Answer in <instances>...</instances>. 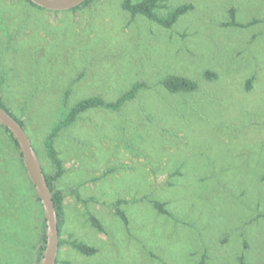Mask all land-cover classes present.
<instances>
[{
  "label": "rangeland",
  "instance_id": "rangeland-1",
  "mask_svg": "<svg viewBox=\"0 0 264 264\" xmlns=\"http://www.w3.org/2000/svg\"><path fill=\"white\" fill-rule=\"evenodd\" d=\"M122 2L52 12L0 0V99L46 173V138L73 106L146 85L120 110H88L59 132L56 264H264V0H169L160 15L192 7L168 29ZM167 75L197 89L170 93ZM0 155V264H37L42 205L1 126Z\"/></svg>",
  "mask_w": 264,
  "mask_h": 264
},
{
  "label": "trees",
  "instance_id": "trees-1",
  "mask_svg": "<svg viewBox=\"0 0 264 264\" xmlns=\"http://www.w3.org/2000/svg\"><path fill=\"white\" fill-rule=\"evenodd\" d=\"M26 1L29 2L34 7H38L28 0ZM95 1H98V0H89L85 2L84 4H82L80 7L73 9V11H76L83 7H87ZM168 1L169 0H139V1L123 0L122 7L125 11L129 12L133 16L143 15L146 18L154 21L161 27L168 29L174 26L177 23L178 19L192 7L191 5H184V6H180V7H177L171 10L165 16L160 15L159 10L164 9ZM232 24H236V22L233 20ZM206 76L210 77L211 74L207 73ZM161 83L167 91L173 94L182 93V92H193L194 90L197 89V83L195 81L187 77L181 76V75H167L162 79ZM145 86L146 85L143 83L134 84L128 92L123 94L120 98H118L115 102H112V103L106 102L100 97H91V98L84 99L78 102L75 106H73L69 110L65 118L58 121L54 125L52 131L48 134L46 141H45L44 148H45V153L48 159L50 160L52 166L54 167V172L51 174H48L46 173L44 167L43 166L42 167L45 173L47 183L49 185V188L53 196V201H54V205H55V209H56V213L58 217L59 238H60V232L65 223V212L63 208L64 193L62 190L56 187V182L63 176L64 171H65L63 161L60 158L59 153L55 148V141L58 137L59 132L62 129L70 127L82 113L88 110L95 109V108H105V109H109L112 111L120 110L125 103L135 99L138 93L143 88H145ZM0 106L4 110H6L10 115H12L19 122V124L24 128V122L20 120L19 118H17L11 112L9 107L4 103L2 99H0ZM0 126L6 131V133H8L9 139L15 145L17 150L20 152L19 146L16 140L13 138V135L3 125L0 124ZM20 156H21V161L23 162L21 153H20ZM6 162L8 163L7 159H6ZM155 208L162 214H168V212L164 209V206L160 203H155ZM117 215L121 217V219L126 225L128 224L127 217L122 211L117 210ZM90 220L100 232L104 233V229L102 225L95 217H90ZM43 232H44L43 243L39 247L40 256L37 258V264L40 263L42 254L45 248L46 225H44ZM69 244L83 255H94L98 252V250L95 247L89 246L82 242H78L76 240L71 241ZM59 246H61L60 239H59ZM201 264H204V261L201 262Z\"/></svg>",
  "mask_w": 264,
  "mask_h": 264
},
{
  "label": "water",
  "instance_id": "water-1",
  "mask_svg": "<svg viewBox=\"0 0 264 264\" xmlns=\"http://www.w3.org/2000/svg\"><path fill=\"white\" fill-rule=\"evenodd\" d=\"M34 5L52 12L71 11L89 0H28ZM0 124L9 130L16 140L28 176L41 202L46 221V242L39 264H56L59 251L58 217L52 192L47 183L41 161L29 136L19 122L0 106Z\"/></svg>",
  "mask_w": 264,
  "mask_h": 264
}]
</instances>
